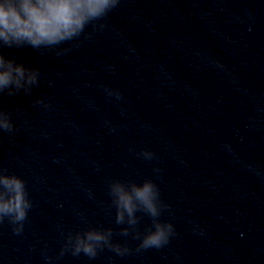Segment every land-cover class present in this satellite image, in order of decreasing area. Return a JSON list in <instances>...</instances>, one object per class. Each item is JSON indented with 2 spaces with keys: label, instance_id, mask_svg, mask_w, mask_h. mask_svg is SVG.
Wrapping results in <instances>:
<instances>
[{
  "label": "clouds",
  "instance_id": "9594fccd",
  "mask_svg": "<svg viewBox=\"0 0 264 264\" xmlns=\"http://www.w3.org/2000/svg\"><path fill=\"white\" fill-rule=\"evenodd\" d=\"M119 0H0V48L33 49L54 48L78 38L86 26L107 16ZM39 83V71L26 67L13 58L0 53V93L14 95L21 89L31 90ZM0 129L12 131L9 115L0 111ZM145 157L152 153L145 151ZM109 195L116 208V222L136 225L137 211L153 218V226L144 234L140 248H160L168 243L173 225L159 221L161 203L159 189L150 179L142 184L111 180ZM32 203L28 198L25 182L19 176L0 172V222L7 218L20 232ZM128 234V229H123ZM112 230L90 228L83 234L69 235L68 245L73 255L94 258L97 249L107 245L116 252L121 248L111 242Z\"/></svg>",
  "mask_w": 264,
  "mask_h": 264
}]
</instances>
